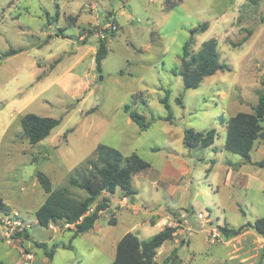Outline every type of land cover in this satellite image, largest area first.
Here are the masks:
<instances>
[{
	"label": "rangeland",
	"instance_id": "374dc122",
	"mask_svg": "<svg viewBox=\"0 0 264 264\" xmlns=\"http://www.w3.org/2000/svg\"><path fill=\"white\" fill-rule=\"evenodd\" d=\"M164 2L0 0V196L19 223L9 239L0 213V264H22L27 253L35 264H112L125 234L148 240L159 232L150 223L142 224L150 218L145 211L152 210L145 203L151 198L145 178H157L168 161L171 169L180 170L182 160L191 173L180 182L188 190L187 199L178 203L185 208L187 223L178 212L176 219L170 218L173 225H166L185 231H177L174 241L159 249L160 261L178 248L180 264H233L224 254L225 241L232 239L223 236L217 223L238 229L264 219V167L257 165L264 159V144H256L260 148L253 149L252 163L221 147L226 139L221 118L252 113L258 91L264 90V0L257 5L248 0H182L169 11ZM203 23L209 28L195 37L191 50L197 52L204 42L216 39L220 61L231 71L186 90L178 75L183 47L191 30ZM109 29L116 31L114 36L107 34ZM107 35L108 54L98 72L89 49L98 48L99 39ZM244 39L242 46L232 45ZM10 50L18 53L4 57ZM166 97L173 123L165 121L168 110L160 103ZM126 105L146 118L147 130L124 112ZM29 113L62 121L47 139L31 145L22 135L20 120ZM172 127L182 135L186 128L216 129L217 153L170 144L167 131ZM99 144L125 156L136 153L151 165L135 178L141 188L136 202L132 205L126 198V207L106 211L99 234L91 230L74 237L75 228L62 222L48 229L39 226L35 213L47 195L37 173L50 179L53 190L66 187L76 171H86V161ZM229 164L234 174L225 182ZM70 191L76 199L85 197L78 188ZM121 200L119 193L113 196V204ZM200 211L212 221L206 228H201ZM112 218L116 225H109ZM23 227L30 239L18 238ZM213 228L220 235L214 242L208 237ZM36 242L47 243L49 249L60 247L50 259Z\"/></svg>",
	"mask_w": 264,
	"mask_h": 264
},
{
	"label": "trees",
	"instance_id": "16d2710c",
	"mask_svg": "<svg viewBox=\"0 0 264 264\" xmlns=\"http://www.w3.org/2000/svg\"><path fill=\"white\" fill-rule=\"evenodd\" d=\"M260 0H248L251 5H257ZM182 0H165L164 9L169 11L179 5ZM264 22V17H263ZM209 28L207 23L198 25L191 30L190 39L183 47L181 55V65L178 75L181 76L184 88L198 89L205 78L214 76L218 72L231 71V67L220 61L218 43L216 39L204 42L197 52L191 50L195 44V37L206 32ZM114 29H109L107 34L115 35ZM91 34H93L90 31ZM154 34V33H153ZM248 39L242 40L234 47L242 46ZM108 35L99 39L98 48L95 53V68L98 72L102 70V62L108 54ZM18 51L10 50L4 57L17 54ZM264 88V82L262 83ZM182 104L180 97L177 99ZM168 110L165 121L173 123V113L168 104L167 97L160 100ZM2 104L0 103V108ZM130 119L143 131L150 127L146 118L133 110L130 105L124 107ZM62 119L42 117L33 113L26 114L21 119L22 135L27 138L31 145H37L47 139L51 132L61 124ZM264 90L258 91V103L253 108L252 113L240 112L228 120L221 118L222 124L226 126V140L224 150L234 155L240 156L245 162L252 163L251 153L256 142L264 144ZM216 136V131L208 132L195 131L192 128L184 130V145L188 149L198 146L202 148L210 147ZM214 164V161H211ZM264 167V159L257 163ZM86 171L77 172L70 176L66 187L53 190L50 179L42 172L37 173V180L47 195L45 202L37 209L35 215L37 223L43 228H50L57 223H65L73 226L75 235L86 234L91 231L97 222L101 220L103 214L110 209V197L120 194L122 198H134L137 190L133 187L135 175L147 171L151 165L143 160L136 153L129 156L123 155L117 149L99 144L95 149L94 157L86 161ZM70 188H78L85 193L83 199H76L72 196ZM0 213L9 216L11 208L0 196ZM116 219H111L109 225H116ZM248 227L253 228L258 234L264 236V219H258L254 225L247 224L238 229L220 227L222 234L226 238L239 236ZM22 233H17L18 238L30 239L26 228H22ZM178 227L166 226L162 231L152 236L148 240H141L132 232L125 234L117 243L116 254L112 264H155L157 250L166 242L172 241L177 234ZM36 246L45 250L48 258L54 257L58 247L53 245L48 247L47 243L36 242ZM63 248H67L63 246ZM178 249H174L171 256L164 264L172 260H177Z\"/></svg>",
	"mask_w": 264,
	"mask_h": 264
},
{
	"label": "crops",
	"instance_id": "0c3cea01",
	"mask_svg": "<svg viewBox=\"0 0 264 264\" xmlns=\"http://www.w3.org/2000/svg\"><path fill=\"white\" fill-rule=\"evenodd\" d=\"M115 20H116V18H115ZM89 50L93 53V55H95L97 48H90ZM95 70H96V68H95ZM238 113H240V112H238ZM20 120H21V118H20ZM225 120H227V119H225ZM224 127L226 130L225 125H224ZM212 130H216V129H212ZM167 139H168L170 144L176 142V143H180V144L184 145V143H183L184 134L182 135V133L179 130H175L173 127L168 129ZM257 143L258 142L255 143V147H257V145H256ZM224 144H225V142L222 143V146H221L222 149H224L223 148ZM215 145L216 144L214 141L210 147L205 148V149H210L214 153H217L218 148ZM257 148H260V147H257ZM211 161H214V164H215V160H211ZM178 162L182 166V168L180 170L171 169L172 168L171 162L168 161L167 163H165L166 167L164 169L162 168V171H161L162 173H158L157 178H153V179L145 178L147 185L149 187L148 189L150 190V194H151L150 200L146 201L145 203H146V206L149 207L150 209L152 208V210L145 211L146 216H149L150 218L143 220L142 224L150 223L154 227H157L159 229V232L165 228V226L163 225V222L165 219H167V218H173V219L175 218L176 219L175 215L178 212L181 213V218L184 219V217H185V214L183 212V210L185 208L182 206H178L179 205L178 203L181 202V200L186 201L187 196H188V190L184 186L182 187L180 185V182L183 180V178L185 176H188L191 173V169H190L189 165L187 163L183 162L182 160H178ZM229 165H230L229 166L230 169H228V171H227L225 182L230 181L233 174H234L233 173L234 171L231 170V169H233L231 167L232 164H229ZM150 169H151V167L148 170H150ZM148 170L145 172H148ZM145 172L137 174L133 178V187L137 190V195H135V197H134V203L136 202L138 194L140 193V189H141L137 186V184L135 182V178L144 174ZM144 192H145V190L143 191V193ZM199 195H200V191L196 190L195 197L197 198ZM125 199L126 198H123V200L118 201L117 203L115 202V204H113L114 203L113 197H111L110 209L108 212L110 213L113 210L114 206L117 209L126 207V205H125L126 200ZM131 199H130V203H131ZM194 202H195V207L200 205V202L198 200H195ZM134 203H131V204L133 205ZM134 209H135V211H140L139 207H135ZM199 214H204V215L208 216L207 213H204L201 211L198 213V216H199ZM103 215H105V214H103ZM102 220L103 219L101 218V221ZM209 221H210V219H209ZM105 222H107V221L104 220L102 222V225H104ZM116 222H117V220H116ZM210 222H212V221H210ZM226 224L222 226L221 224L217 223V225L221 226V227L227 226ZM102 225H100V222H97V224L92 229V231H95L96 233L99 234L103 230ZM227 227L230 228L229 226H227ZM178 231H183V233H184L185 228H183L181 230L179 229ZM135 235H137V234H135ZM185 237H187L186 244H190V239H188V235L186 232H185ZM174 239L172 241H174ZM227 239H232V240L225 241L226 242V248L228 251L227 250L224 251V254H226V256L228 257V260L233 262V264H264V250L262 249V247L264 246V236L258 234L253 228L248 227L239 236L233 237V238H227ZM172 241H168V242H172ZM175 242H176V240H175ZM159 249L157 250V255L155 258V264H164L165 260L168 257H170L171 255L163 257L162 258L163 260L160 261L161 259H158ZM175 249H178V248H175ZM177 260H178V263L173 262V261H176L174 259V260L170 261L168 264H180L179 258Z\"/></svg>",
	"mask_w": 264,
	"mask_h": 264
},
{
	"label": "built area",
	"instance_id": "2783aa9c",
	"mask_svg": "<svg viewBox=\"0 0 264 264\" xmlns=\"http://www.w3.org/2000/svg\"><path fill=\"white\" fill-rule=\"evenodd\" d=\"M106 196L108 198H111L109 194H107ZM198 217L202 221L201 228H206V225H208L210 223L209 217L207 215H204V214H199ZM2 219H3L2 225L4 227L5 236L10 239V238H12V235H14V233H15V231L13 230V227L19 223L16 222L15 217H11V216H5ZM183 223H185V224L187 223L186 217H184ZM168 224L173 225V221L170 218L165 219L163 222L164 226H166ZM175 227H178V225ZM208 237L212 238V242L217 240L220 237L218 230L216 228H213L211 231H209ZM262 249L264 250V246L262 247ZM22 264H35L34 256L30 253L25 254Z\"/></svg>",
	"mask_w": 264,
	"mask_h": 264
},
{
	"label": "water",
	"instance_id": "95a60500",
	"mask_svg": "<svg viewBox=\"0 0 264 264\" xmlns=\"http://www.w3.org/2000/svg\"><path fill=\"white\" fill-rule=\"evenodd\" d=\"M101 23H103V19L101 20ZM131 203H134V198L131 199Z\"/></svg>",
	"mask_w": 264,
	"mask_h": 264
}]
</instances>
